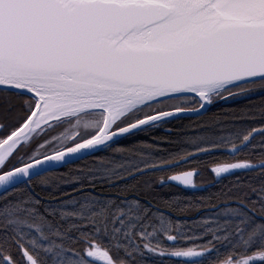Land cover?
<instances>
[{
    "label": "snow or ice",
    "instance_id": "snow-or-ice-1",
    "mask_svg": "<svg viewBox=\"0 0 264 264\" xmlns=\"http://www.w3.org/2000/svg\"><path fill=\"white\" fill-rule=\"evenodd\" d=\"M257 91L264 93V0H0V264H142L149 254L264 264V99L234 111L217 134L186 140L196 151L182 159L158 142L118 141ZM60 124L80 131L67 143L32 146ZM96 151L106 154L78 170L72 193L43 199L34 191V176L47 186L42 173ZM212 151L260 156L216 165L217 177L258 171L198 220L173 218L114 187ZM196 174L155 180L195 188Z\"/></svg>",
    "mask_w": 264,
    "mask_h": 264
},
{
    "label": "trees",
    "instance_id": "trees-1",
    "mask_svg": "<svg viewBox=\"0 0 264 264\" xmlns=\"http://www.w3.org/2000/svg\"><path fill=\"white\" fill-rule=\"evenodd\" d=\"M264 99V93L257 91L253 95L245 98H237L234 100H221L213 102L208 107L207 111L199 116L177 117L167 120L166 123L154 128H145L141 131L133 133L131 136H124L120 139L119 145L130 147L133 144H154L155 146L166 149L168 152L178 153L174 159H182L183 156L196 151L195 148L190 147L185 141L189 138L197 136H208L217 134L218 130L225 125L220 122L230 121L233 117V112L239 111L246 105L250 107H259L261 100ZM252 127H258V123H253ZM255 140L260 137L256 136ZM114 145L113 147H115ZM204 147V145H200ZM106 151H111L107 149ZM105 151H96L91 155L84 157L78 161L70 164L60 166L53 170L42 173L43 176L49 178V185L44 186L39 183L40 177H33V188L36 193L43 199H47L49 194L53 197H59L62 194L72 193L73 185L70 183L72 177L78 175L79 169H88L93 166V161L104 156ZM159 155L160 153H156ZM165 155L167 153H164ZM251 158L254 162L260 156L253 153L251 157L245 152L237 153L233 156L225 151H212L203 154L193 155L183 162L177 163L174 167L164 169L161 171L145 173L141 176H133L128 179L118 182L114 187H127V191L120 193V195H127L130 198L138 197L142 202H148L165 213H170L173 218L179 216L181 219L187 217L189 220H198L208 215L209 210L214 205L224 206L227 201L231 199L229 193L234 189L237 181L247 182L248 178L254 174L255 171L233 170L231 174L215 178L211 168L214 165L230 162L232 160H242ZM197 170L194 175V184L201 185L202 188L191 190L188 188H180L176 185L166 183L159 184L155 178L161 175L166 179L169 175L186 171ZM153 177L152 187L146 189L144 181L148 177ZM130 186V187H128ZM59 191H56V189ZM109 191V189L97 188V191ZM191 200L192 206L188 207L186 212H179L178 210L184 208L187 202ZM197 201L203 203L196 204ZM169 202H172L171 204ZM257 215H259V206H257ZM174 234V233H169ZM195 243H205V240H196ZM167 244V242H166ZM175 246V245H168ZM187 247V244L179 245ZM82 247V246H81ZM223 251V249H221ZM142 264H181L179 260L164 258L163 261L159 257H152L150 254L146 257ZM205 264H208L205 261Z\"/></svg>",
    "mask_w": 264,
    "mask_h": 264
},
{
    "label": "rangeland",
    "instance_id": "rangeland-1",
    "mask_svg": "<svg viewBox=\"0 0 264 264\" xmlns=\"http://www.w3.org/2000/svg\"><path fill=\"white\" fill-rule=\"evenodd\" d=\"M196 106H198V105H189V107H196ZM77 131H80V129H72L69 124H60L59 126L53 127L51 130H45V132L43 134H41L39 136V138H34L32 140V146L35 147V145L38 143H43L45 140L51 141L53 139L56 141V145H59L60 143H65V141L67 140V137L73 133L75 134V132H77ZM237 161L238 160H232L230 162L221 163V164L234 163ZM217 165H219V164H217ZM215 166L216 165H214L213 167H215ZM214 177L219 178L220 176L217 177L214 174Z\"/></svg>",
    "mask_w": 264,
    "mask_h": 264
},
{
    "label": "water",
    "instance_id": "water-1",
    "mask_svg": "<svg viewBox=\"0 0 264 264\" xmlns=\"http://www.w3.org/2000/svg\"><path fill=\"white\" fill-rule=\"evenodd\" d=\"M217 101H221V100H215V102H217ZM209 106H210V104L207 105V106L203 109V111H201V112L198 113V114H184V115H180V116H178V117L199 116V115H202L203 113H205V112L207 111V109H208ZM197 107H198V106H197ZM176 118H177V117H176ZM171 119H173V118H171ZM168 120H169V119H168ZM125 136H126V135H125ZM123 137H124V136H123ZM120 138H122V137H120ZM120 138H118V139H120ZM93 153H94V152H93ZM91 154H92V153H91ZM91 154H89V155H91ZM89 155L83 156V157H81V158H79V159L72 158V159H69V160H67V161L61 162V163L58 164L57 166H55V167H53V168H51V169H48L47 171H50V170H53V169L58 168V167H60V166H64V165L70 164V163H72V162L78 161V160H80V159H82V158H84V157H87V156H89ZM47 171H46V172H47ZM188 171H195V172L197 173V170H186V171H182V172H178V173L171 174V175H169L168 177H170V176H172V175L179 174V173L188 172ZM232 171H233V170H232ZM44 173H45V172H44ZM225 175H227V173H225V174H221V176H225ZM34 177H35V176H34ZM168 177L166 178V180L168 179ZM192 179H193V181H194V177H193ZM169 183H170V184H173V185H176V186H178V187H180V188H186V187H184L183 185L179 184L178 182H169ZM200 188H202L201 185H196V184H195V188H188V189H191V190H197V189H200Z\"/></svg>",
    "mask_w": 264,
    "mask_h": 264
},
{
    "label": "flooded vegetation",
    "instance_id": "flooded-vegetation-1",
    "mask_svg": "<svg viewBox=\"0 0 264 264\" xmlns=\"http://www.w3.org/2000/svg\"><path fill=\"white\" fill-rule=\"evenodd\" d=\"M197 107V106H196ZM74 135V133L73 134H71V135H69L68 137H71V136H73ZM65 143H67V140L65 141ZM69 146H71L70 144H69ZM23 151V150H22Z\"/></svg>",
    "mask_w": 264,
    "mask_h": 264
}]
</instances>
